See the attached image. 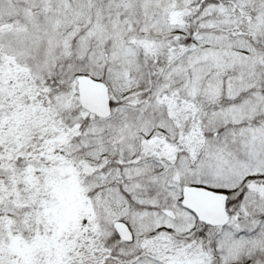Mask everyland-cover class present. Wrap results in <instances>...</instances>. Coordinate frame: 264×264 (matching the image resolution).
Segmentation results:
<instances>
[{"label": "snow or ice", "instance_id": "1", "mask_svg": "<svg viewBox=\"0 0 264 264\" xmlns=\"http://www.w3.org/2000/svg\"><path fill=\"white\" fill-rule=\"evenodd\" d=\"M0 264H264V0H0Z\"/></svg>", "mask_w": 264, "mask_h": 264}]
</instances>
